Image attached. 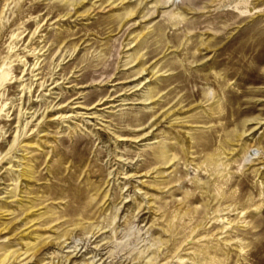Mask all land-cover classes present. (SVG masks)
<instances>
[{"label": "rangeland", "instance_id": "rangeland-1", "mask_svg": "<svg viewBox=\"0 0 264 264\" xmlns=\"http://www.w3.org/2000/svg\"><path fill=\"white\" fill-rule=\"evenodd\" d=\"M0 264H264V0H0Z\"/></svg>", "mask_w": 264, "mask_h": 264}, {"label": "bare ground", "instance_id": "bare-ground-1", "mask_svg": "<svg viewBox=\"0 0 264 264\" xmlns=\"http://www.w3.org/2000/svg\"><path fill=\"white\" fill-rule=\"evenodd\" d=\"M46 82V81H45ZM45 82H42L39 86H44L45 85ZM107 103V100H104V99H101V100H99L97 103H96V105L97 106H103V105H105ZM96 108V107H95ZM67 117V115H64V118H66ZM68 117H70V116H68Z\"/></svg>", "mask_w": 264, "mask_h": 264}]
</instances>
